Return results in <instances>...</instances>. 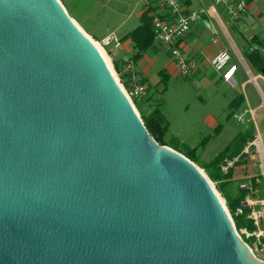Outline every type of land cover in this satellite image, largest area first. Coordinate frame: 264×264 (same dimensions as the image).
Listing matches in <instances>:
<instances>
[{"label": "water", "instance_id": "obj_1", "mask_svg": "<svg viewBox=\"0 0 264 264\" xmlns=\"http://www.w3.org/2000/svg\"><path fill=\"white\" fill-rule=\"evenodd\" d=\"M0 264H264L58 0H0Z\"/></svg>", "mask_w": 264, "mask_h": 264}, {"label": "crops", "instance_id": "obj_2", "mask_svg": "<svg viewBox=\"0 0 264 264\" xmlns=\"http://www.w3.org/2000/svg\"><path fill=\"white\" fill-rule=\"evenodd\" d=\"M123 1L132 6L135 4L137 8L140 6V11L137 13L138 18L146 9H149L154 16L169 20L167 12L161 8L157 0ZM116 2L121 6V0H116ZM179 2L185 12L196 10L200 13L197 23L191 27L187 35L179 42L182 54L188 60H195L198 63L197 71L187 77L186 81L188 83L197 82L199 84L198 93L204 96L199 104L194 100L195 105L192 112L190 107L185 108V124L192 125L196 130H199V128H213L220 119L227 118L226 116L230 113V103L237 95H241L244 98V102L231 117V119H235L237 123L243 126L242 130L237 133L244 131L250 122L254 124L255 132H258L255 117L258 109L264 108V92L261 88L264 86V73H254L242 54L251 45L252 38L264 41V0L248 1L245 13L238 19H232L224 7H214L211 0H179ZM117 3L116 11H119ZM98 13L99 11H96V9L89 10L85 14V19L97 20L95 15ZM124 21L118 27L107 28L103 32V37L114 35L119 40V47L115 49L112 58L122 68L126 62L132 61L136 70L142 76L146 84V96H151V98L145 97L143 109L146 112V109L152 108V105L158 101L154 93L157 88L160 89L159 72H166L164 69L159 71L161 66L171 68L177 78L183 77L179 75L173 60L169 56L168 49L156 42L148 51L134 61L136 52L132 48L131 42L129 40H121L128 33L124 29ZM87 32L93 38L98 37L90 29ZM118 33L120 34L118 35ZM251 46L252 49L258 47L255 44ZM219 54H226L230 58L229 64L222 71H216L210 65V62ZM230 66H235L236 70L233 74L232 82L228 84L222 80L221 76ZM168 87L169 84L162 97L168 91ZM179 91L185 95L180 101L185 106L189 102V100H186L189 92L185 85L180 86ZM227 91L230 95H227ZM242 106H244L243 112L241 111ZM238 114L239 116H237ZM236 117L238 120L242 119V121L238 122ZM235 135L233 134V137ZM184 140L186 139L183 137L182 141ZM250 159L253 160V157L250 156ZM252 162L250 160V163ZM251 169H253L252 164L249 170L253 172ZM247 176L250 177L249 175L242 177Z\"/></svg>", "mask_w": 264, "mask_h": 264}, {"label": "rangeland", "instance_id": "obj_3", "mask_svg": "<svg viewBox=\"0 0 264 264\" xmlns=\"http://www.w3.org/2000/svg\"><path fill=\"white\" fill-rule=\"evenodd\" d=\"M58 1L65 8L69 17L74 21L77 27L86 35V37H88V39L93 44H95L94 46L96 48L98 47L101 50L102 55L106 58L109 64L110 70L112 72H115L113 62H112V54L115 52V49L114 48L103 49L99 45V42L103 38H105L103 37L104 36L103 32L107 28H112L114 26L118 27V25L121 24V22L124 20H126L124 21V24H125L124 29L126 32H129L133 30L134 28H136L137 25L139 24V18L137 16V13L140 11V6L137 8V5L135 4L133 6L131 4L129 5L127 2L123 0H121L120 2L121 6L116 2V0H58ZM116 3L118 4V7L120 9L119 11H116ZM94 9H96V11H99V13L95 15L97 20L85 19V14L89 10H94ZM187 12L184 11V13H187ZM243 14L241 16H243ZM89 29L92 30L95 34H97L98 37L93 38L92 36H89L87 32ZM119 34L120 33H118V35ZM163 69L166 71L165 73H167L170 77L169 87H168L169 89L163 95V97H162V94H157V93H154V94H155L156 99H158L159 103H164V104L166 103L165 108L163 110H162L163 106L161 105L163 119L165 120V123L168 124V132L166 134V139L171 142H177L179 144L186 145L189 148H192V147L196 148L199 161L201 163H207L216 154L221 152L224 146L228 144L229 141L232 139L233 134L235 135L239 130H242L243 126L240 125V123H237L235 119L233 120L231 118L230 119L228 118L220 119L218 123L211 129L199 128V130H196L192 127V125L185 124V119H186L185 118V112H186L185 108L190 107V111L192 112L194 110L193 108L195 105L194 100H196V102L199 104L201 103V100L204 98V96L198 93L199 84L197 82L188 83V81H186L187 77L177 78V76L173 74V71L171 68H167V67L165 68L161 66L159 68V71ZM182 85H185L186 89L189 92V95L187 96V99H186V100H189V102L185 106H183L182 103H180L182 98H184L185 96L183 93H180L179 91V87ZM261 88L264 92V86ZM227 95H230L228 91H227ZM232 97L234 98L233 95ZM242 107L243 108L241 109V111L243 112L244 106ZM237 116H239V114ZM255 119H256L259 133L257 131L255 132L254 141H257V140L260 141L261 150H262V154L264 157V108L258 109ZM241 121L242 119L238 120V122H241ZM183 137L186 140L182 141ZM249 152H252V151H249ZM255 154L256 152L254 153V149H253V152L251 154V157H253V160L250 159L251 161H253L251 163L253 172H250V170L247 169L245 175H249L250 177H254L257 180L258 179L261 180V182L264 185V178H263L264 176L262 175V172L260 170V160H259L258 155L257 154L255 155ZM260 156H261V152H260ZM194 165L197 166L196 164ZM198 169L202 172V174H204L207 177L203 169H201L200 167H198ZM242 178L244 179V178H249V177L248 176L239 177V179L230 180V181L229 180L220 181V182H211L208 179L210 181V184L213 190L218 195L222 205L225 207L227 212L228 210L226 208V202L224 198L221 196V194L219 193L218 186L225 185V184H235V183L239 185ZM256 194L257 192L255 191V197L253 198V200L255 201L256 204L254 208H255V211H258L259 215H261V218H262L261 223L264 224V219H263L264 198L256 197ZM249 248L251 249L252 253L254 254L256 258L260 259L261 261H264V249L261 250L259 248H256L254 244H252V246H249Z\"/></svg>", "mask_w": 264, "mask_h": 264}, {"label": "trees", "instance_id": "obj_4", "mask_svg": "<svg viewBox=\"0 0 264 264\" xmlns=\"http://www.w3.org/2000/svg\"><path fill=\"white\" fill-rule=\"evenodd\" d=\"M153 17L154 15L151 13V10L146 9L139 17L138 26L128 32L121 39L122 41L129 40L131 42L132 48L136 52L134 61L142 56L143 53L148 51L154 44V32L152 24ZM250 44H255L258 47L252 49V46L250 45L243 51L242 56L254 73H262L264 71V41L252 38ZM112 62L115 72L120 77L121 81L127 86L129 80L127 74L124 72V66L122 68L121 65L114 59ZM159 77L160 89L157 88L155 93L163 94L169 84V77L164 71L159 72ZM146 94L147 90L141 98L133 102L134 107L139 113V117L142 120L149 135L159 145L176 151L177 153L183 155L190 162L196 164L205 171L207 178L211 182L230 181L235 180L240 176H245L247 169L249 170L251 165L250 156L253 152V148L249 149V151L252 152H249L248 154H245L243 151L249 143L254 141L255 127L253 123L250 122L244 131L237 133L229 141L225 148L216 154L209 162L201 163L197 156L196 148H189L186 145L179 144L177 142H171L166 139L168 124L165 123V120L162 116V110L165 108L164 103H159L157 101L152 105V108L146 109V112H144L143 106L145 103V97L151 98V96H146ZM243 102L244 98L241 95H237L234 98L229 106L230 113L227 116L228 119H230L235 114ZM161 105L163 106L162 110ZM230 162L232 165L228 166V163ZM223 168H226V171H223ZM251 185L253 190L257 192L256 197L264 198V185L261 180H257L253 177L251 180ZM218 190L226 202V208L231 216L237 233L239 234L243 229L247 230L249 233L253 232L255 230V226L252 220L247 218L251 212V209L249 207H243L242 215H236L237 209L242 207L241 204L245 200L247 191L241 189L236 183L220 185L218 186ZM241 239L248 246H252L254 242L252 237L246 238L244 235H241Z\"/></svg>", "mask_w": 264, "mask_h": 264}, {"label": "built area", "instance_id": "obj_5", "mask_svg": "<svg viewBox=\"0 0 264 264\" xmlns=\"http://www.w3.org/2000/svg\"><path fill=\"white\" fill-rule=\"evenodd\" d=\"M162 9L167 12L169 20L161 19L158 16H154L152 20L153 32H154V42L162 44L168 49L169 56L173 60L175 67L182 77H189L195 73L198 69V63L195 60H188L181 52L179 48V42L187 35L191 27L195 25L199 19V12L196 10H191L184 13L182 5L179 0H157ZM250 0H211L212 5L215 7L222 6L225 8L226 12L232 19L239 18L243 13H245L247 8V3ZM99 45L105 48H118L119 40L114 35H108L103 38ZM113 59V58H112ZM230 58L226 54H219L211 62L210 65L216 71H222L228 64ZM236 70L235 66H230L222 75L223 81L230 84L232 82L233 74ZM124 72L128 76L129 83L126 86L117 75L113 72L115 80L122 92L128 99V101L134 107V101L141 98L146 92V84L140 73L135 68V64L132 61H128L124 64ZM264 80V77H263ZM135 108V107H134ZM257 141L249 143L244 149V153L248 154L249 149L253 148L254 153L259 157L260 160V170L264 176L263 165L260 156V147L256 144ZM255 154V155H256ZM232 163H228L231 166ZM226 171V168L222 169ZM253 177L242 178L239 183V187L245 191L247 194L245 196L244 202L241 204V208L237 209L236 215H242L243 207H249L251 209L250 214L247 216L251 219L255 230L249 233L247 230L243 229L240 231L241 235L246 238L254 239V246L261 250L264 249V224L261 223V215L258 211H255V201L253 200L255 191L251 185V180ZM264 178V177H263ZM263 204V203H261ZM253 206V207H252ZM264 212V211H263ZM264 219V215H263Z\"/></svg>", "mask_w": 264, "mask_h": 264}, {"label": "bare ground", "instance_id": "obj_6", "mask_svg": "<svg viewBox=\"0 0 264 264\" xmlns=\"http://www.w3.org/2000/svg\"><path fill=\"white\" fill-rule=\"evenodd\" d=\"M95 45V44H94ZM97 49H98V51L100 52V54L102 55V52H101V50L97 47ZM102 57L104 58V60H105V62H106V64H107V66L109 67V64H108V62H107V60H106V58L102 55ZM110 69V68H109ZM112 72V71H111ZM112 74H113V72H112ZM113 76H114V74H113ZM115 78V77H114ZM133 106V105H132ZM256 144L258 145V147H260V151H261V161H262V167H263V170H264V157H263V154H262V150H261V144H260V141L259 140H257V142H256Z\"/></svg>", "mask_w": 264, "mask_h": 264}]
</instances>
